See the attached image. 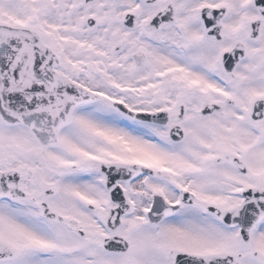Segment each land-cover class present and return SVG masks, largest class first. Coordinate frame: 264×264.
I'll use <instances>...</instances> for the list:
<instances>
[{
	"label": "snow or ice",
	"instance_id": "obj_1",
	"mask_svg": "<svg viewBox=\"0 0 264 264\" xmlns=\"http://www.w3.org/2000/svg\"><path fill=\"white\" fill-rule=\"evenodd\" d=\"M0 264H264V0H0Z\"/></svg>",
	"mask_w": 264,
	"mask_h": 264
}]
</instances>
